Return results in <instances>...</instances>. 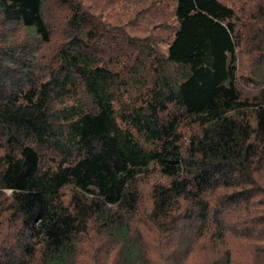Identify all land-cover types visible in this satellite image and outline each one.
Returning a JSON list of instances; mask_svg holds the SVG:
<instances>
[{"label":"trees","instance_id":"trees-1","mask_svg":"<svg viewBox=\"0 0 264 264\" xmlns=\"http://www.w3.org/2000/svg\"><path fill=\"white\" fill-rule=\"evenodd\" d=\"M45 5L0 0V264H78L86 237L113 245V262L94 264H264V90L252 104L238 90L234 10L176 0L175 73L160 63L144 105L118 115L124 83L106 58L127 46L71 4L67 42L42 64ZM186 121L197 130L184 147ZM151 167L169 183L144 214ZM237 240L252 261L234 258Z\"/></svg>","mask_w":264,"mask_h":264},{"label":"rangeland","instance_id":"rangeland-1","mask_svg":"<svg viewBox=\"0 0 264 264\" xmlns=\"http://www.w3.org/2000/svg\"><path fill=\"white\" fill-rule=\"evenodd\" d=\"M218 1L235 12L234 23L240 40L236 54L237 87L243 100L252 104L264 90V62L261 58L264 53V0ZM71 4H80L84 11L92 16L93 23L99 27L100 31L127 46L125 55L111 51L106 58L112 68L117 66L116 71L124 83L120 86L114 103L118 115L129 112L131 107L144 105L149 98L148 91L153 88L155 79L164 75L159 74L160 63L166 75L175 73V68L166 59L168 48L178 28L175 16L176 0H46L44 13L52 31V40L44 44L45 58L42 64H49L57 55L59 48L67 42L65 27L67 18L70 16ZM14 35V31L9 32V36ZM24 37L25 34H22V39ZM127 37L137 41L135 43L138 48L133 49L129 46L131 43L127 44L123 41L127 40ZM141 49H144V52ZM111 57L114 59H110ZM139 71L140 74H138ZM196 130L197 127L192 123L188 121L183 123L180 133L184 147L187 146L190 136ZM2 153L0 151V156ZM168 183L169 180L163 177L156 167H151L139 178L140 209L144 214L151 208L153 187ZM72 193V189H66L63 192L66 203L69 202ZM9 195L10 193L7 192L6 196ZM9 225L5 223L0 230V239L8 233ZM142 233L146 243L147 236L148 239L154 236L153 231L145 234V230L144 232L142 230ZM86 238L81 246L78 264H94L95 257L101 262L106 259L113 262L114 257L109 258L113 245L111 249L110 245L105 248L99 240L94 242L91 238L88 237L87 240ZM233 246L236 251L234 258L238 262L252 261L249 259L252 251L248 250L242 242L237 240ZM147 252L150 255L148 249ZM151 253L154 254V250ZM198 256L193 259L200 260L202 255L200 258Z\"/></svg>","mask_w":264,"mask_h":264}]
</instances>
